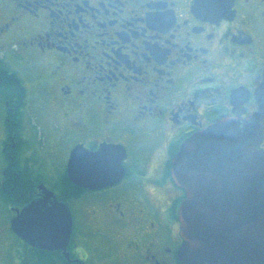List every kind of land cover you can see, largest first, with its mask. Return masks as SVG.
I'll use <instances>...</instances> for the list:
<instances>
[{"label":"flooded vegetation","instance_id":"af4514ba","mask_svg":"<svg viewBox=\"0 0 264 264\" xmlns=\"http://www.w3.org/2000/svg\"><path fill=\"white\" fill-rule=\"evenodd\" d=\"M263 100L264 0H0V264H182L173 159Z\"/></svg>","mask_w":264,"mask_h":264},{"label":"water","instance_id":"95a60500","mask_svg":"<svg viewBox=\"0 0 264 264\" xmlns=\"http://www.w3.org/2000/svg\"><path fill=\"white\" fill-rule=\"evenodd\" d=\"M263 134L264 100L258 113L218 120L181 145L172 162V176L185 191L178 213L182 264H264V151L258 148ZM79 150H74L68 164L74 184L101 189L121 180L120 162L114 164L118 173L111 176L106 157L80 162ZM59 208L65 213L69 238L70 213L64 206ZM14 229L31 239L29 228ZM34 239L35 245L48 246Z\"/></svg>","mask_w":264,"mask_h":264}]
</instances>
